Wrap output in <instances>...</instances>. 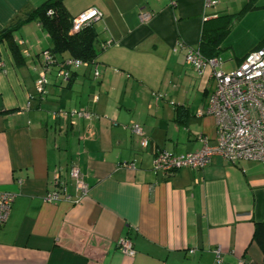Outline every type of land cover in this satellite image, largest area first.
<instances>
[{
  "label": "crops",
  "instance_id": "1",
  "mask_svg": "<svg viewBox=\"0 0 264 264\" xmlns=\"http://www.w3.org/2000/svg\"><path fill=\"white\" fill-rule=\"evenodd\" d=\"M46 1L0 0V33L21 21L12 33L18 58L0 43V192L14 195L0 228V264H213L217 250L222 264H264L252 239L254 223L264 220V161L215 156L197 170L152 167L157 149L181 154L197 149L200 135L214 139V117L196 113L213 81L209 74L211 85L201 87L204 73L185 54L199 46L204 25L231 13L222 0H62L71 17L100 10L99 74L81 67L62 81L57 72L69 55L55 54L39 95L35 80L51 40L37 20H24ZM105 41L112 44L101 49ZM262 43L234 56L235 65ZM74 109L92 117L72 124L58 113ZM132 122L148 136L146 148ZM71 165L86 195L45 202L57 168L75 198ZM122 236L132 241V257L118 248Z\"/></svg>",
  "mask_w": 264,
  "mask_h": 264
},
{
  "label": "built area",
  "instance_id": "2",
  "mask_svg": "<svg viewBox=\"0 0 264 264\" xmlns=\"http://www.w3.org/2000/svg\"><path fill=\"white\" fill-rule=\"evenodd\" d=\"M206 4L214 6L217 0H206ZM47 13L51 15L53 10L49 9ZM139 14L142 21L149 18L148 13L140 11ZM100 18L101 12L98 8H87L72 18L70 30L71 32L79 31ZM111 44V41H105L100 47L105 49ZM43 60L44 63L35 80V89L39 95L45 94L48 83L46 74L55 63V57L49 51H45ZM185 62L193 67L198 75H202L210 66V78L214 86L208 93L205 105L196 113L199 116L207 114L214 117L215 136L210 142L206 135H200L198 138L200 146L193 151L181 154L157 149L152 159L153 169L163 173H173L181 168L197 170L208 165L215 156L222 157L233 164L244 159L264 161V43L248 52L238 65L229 70L222 68L223 63L218 55L206 57L198 47H187ZM89 66L93 68V73L97 76L99 72L94 63L89 64L82 59L68 57L60 63L57 75L62 81H67L74 70ZM156 96L160 97L161 94ZM58 113L69 116L72 124L76 119L87 120L92 117V114L85 109ZM129 128L139 137L140 147L146 148L149 145V138L143 127L137 122H132ZM62 172L61 168L56 169L53 190L45 194V202L54 203L60 200L78 202L86 195L88 185L78 166L71 165L67 171L77 193L73 200L66 191ZM13 197L14 195L10 192H0V228L8 218ZM117 245L124 254L130 257L135 254L132 241L128 237H120ZM219 253L220 251L217 250L213 264H222Z\"/></svg>",
  "mask_w": 264,
  "mask_h": 264
},
{
  "label": "trees",
  "instance_id": "3",
  "mask_svg": "<svg viewBox=\"0 0 264 264\" xmlns=\"http://www.w3.org/2000/svg\"><path fill=\"white\" fill-rule=\"evenodd\" d=\"M61 1L62 0H48L44 2L37 8L29 11L24 21L37 20L46 30L52 45L49 52L53 57H55V54L67 53L69 57L82 59L89 64L95 63L98 55L96 49V44L98 42L97 32L94 29L95 22L84 26L79 31L71 32L70 28L73 17L68 14ZM253 8L252 0H248L241 8L238 15L252 10ZM49 9L53 10L51 15L47 13ZM230 17L231 16L227 14L220 15L216 17V20L211 21L209 25H204L198 46L204 56L210 57L218 55L220 50L219 43L227 33V28L231 21ZM20 23L21 21H18L0 33V43L5 42L16 59L19 53L13 41L12 33L17 29ZM71 77L69 79H71ZM252 239L260 248L262 255H264V220L254 223Z\"/></svg>",
  "mask_w": 264,
  "mask_h": 264
},
{
  "label": "rangeland",
  "instance_id": "4",
  "mask_svg": "<svg viewBox=\"0 0 264 264\" xmlns=\"http://www.w3.org/2000/svg\"><path fill=\"white\" fill-rule=\"evenodd\" d=\"M247 1L248 0H222L223 6L220 5L221 8L224 7L223 10L231 12L229 14H222L231 16L227 33L219 43L220 50L218 52V57L223 63L222 68L224 70L234 68L236 66L234 56L242 54L245 48H248L257 39L264 38V0H252L254 8L238 15ZM214 6H219V0H217V4ZM97 22H99V20L95 23ZM210 70V66H208L202 78L198 76L197 80L201 81V87L203 84H207L208 86L211 85V80L207 79Z\"/></svg>",
  "mask_w": 264,
  "mask_h": 264
}]
</instances>
